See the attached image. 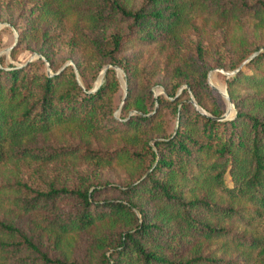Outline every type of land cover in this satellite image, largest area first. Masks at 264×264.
<instances>
[{
  "label": "trees",
  "instance_id": "16d2710c",
  "mask_svg": "<svg viewBox=\"0 0 264 264\" xmlns=\"http://www.w3.org/2000/svg\"><path fill=\"white\" fill-rule=\"evenodd\" d=\"M31 1L26 19L8 22L17 45L40 57L0 65V264H264V52L227 78L235 114L217 119L225 107L208 71L235 68L247 52L209 62L200 42L181 36L186 8L263 24L264 2ZM12 7L0 0V12ZM152 42L169 47L162 80L136 49ZM106 64L124 71L122 102L113 67L89 90ZM159 81L172 98L154 95ZM60 128L82 140L48 138ZM112 136L118 144L98 143ZM81 233L82 253L57 247V236Z\"/></svg>",
  "mask_w": 264,
  "mask_h": 264
},
{
  "label": "rangeland",
  "instance_id": "374dc122",
  "mask_svg": "<svg viewBox=\"0 0 264 264\" xmlns=\"http://www.w3.org/2000/svg\"><path fill=\"white\" fill-rule=\"evenodd\" d=\"M249 1H254V0H249ZM262 1L264 2V0ZM31 2H32L31 0H12L13 7L9 8L7 12H4V10L0 12L1 13L0 65L3 64L5 65V67H8L9 64L20 65L26 61L35 60L37 58L36 56H32V54L35 51L27 49L26 46L23 44L17 45V37H18L17 30L10 22H8V15H11V19L13 21H22L23 19H26V16L22 15V13L25 6L27 7V5L29 3L31 4ZM185 13H186L185 16L190 17L191 20L190 22L184 24L181 32V36L184 40L187 39L190 40L192 44L195 42L196 43L200 42L203 48L204 56L209 62L213 61L217 53L223 55H229V57H227V61H233V63H235L245 52H247V55L245 57H248L254 51L264 52V22L262 24L259 20L254 19L252 15H245L231 22H221L213 18V16L200 14L194 9L188 10V8H186ZM68 20L71 21L70 19ZM167 48L169 47L168 46H166V48L161 47L160 44L156 42L140 44V46L136 48L139 51L140 62L145 64L148 67V69L151 70L156 69L157 72L159 71L158 72L159 74L157 76V79L159 80H162L164 78L163 76L164 71H162L163 70L162 67L165 64V58L169 50ZM255 48L258 49L255 50ZM57 55L61 57L67 56L66 47L64 45L60 46ZM249 61L240 70L249 71V69H247L246 67ZM70 62H72L73 64L76 77H78V80H80L81 82L80 75L78 74V70L74 66L73 61L67 58L64 61V64L65 63L70 64ZM241 62H239V64ZM47 67L48 65L46 64V71L48 70ZM109 67H113V65H109ZM113 68L115 69L116 74L120 80L119 97L122 102L123 96L126 91V79L124 76V71L121 67H119V70L116 69L115 67ZM235 68L232 69L222 68V67L210 68L207 74L208 83L210 81L220 90L226 89L227 91L226 80L228 77L233 75V74L228 75L227 71H231ZM102 70L103 68L100 70L97 77L93 80L92 87L89 90L95 89L94 87L102 82L104 75V73H102ZM49 71L50 73L53 72L51 68ZM100 79H102L101 82ZM161 83L159 81L157 84L153 86L152 90L154 95L163 94L165 97L172 98V96L170 97L165 92L163 85ZM185 86L187 85L182 84L180 88L176 91L175 96H177L181 88ZM217 92L221 97L220 103L224 104L225 107L224 112H225L228 108V101L223 97V95L219 91ZM190 97H191L190 99L195 100L192 94ZM203 103L204 105H208L207 103L209 102L207 101V103L206 102ZM156 106L157 104H155V107ZM194 107L198 110L200 109L204 111V109L199 104H198L199 108H197L195 105ZM134 112L135 110L132 109L129 110L130 114ZM121 114L122 113L120 108H118L114 112L116 118H119ZM234 114H235V107L233 104V107L230 108V114L225 119L232 118ZM49 134L50 135L48 138L57 143L65 142L68 144H72L78 142L79 140H82L80 138V135L76 131H73L70 128L56 129ZM119 140L120 139L117 136L103 137L102 139H98V143L106 147L107 145L118 144ZM107 172L109 177L116 182H120L121 178L123 177V170L119 166L116 167L112 166L111 168L108 169ZM226 178H228V175L226 176ZM1 179L2 176L0 174V180ZM5 208H6L5 206H0V216H3L4 212L6 211ZM51 238H55V233L53 231L51 232ZM59 239L60 238H58L57 236V243L55 241L57 247L63 251H66L69 254L73 255L74 253L76 254L82 253V251L85 249L86 238L83 237L82 233L65 235L64 237H62L60 241H58Z\"/></svg>",
  "mask_w": 264,
  "mask_h": 264
},
{
  "label": "water",
  "instance_id": "95a60500",
  "mask_svg": "<svg viewBox=\"0 0 264 264\" xmlns=\"http://www.w3.org/2000/svg\"><path fill=\"white\" fill-rule=\"evenodd\" d=\"M258 53V51H254L252 54H250L248 57H246L240 64H239V66L238 67H236L235 69H233V70H231V71H227V74L228 75H231V74H234V73H236L238 70H240L249 60H251V58L253 57V56H255L256 54ZM32 56H36V57H40V54L39 53H37V52H34L33 54H32ZM46 64L48 65V63L46 62ZM66 64H68V63H66ZM70 64H72V62H70ZM109 67V64H107V65H105L104 67H103V70H102V73H104L105 72V70H106V68H108ZM113 67H115L116 69H118L119 70V67L117 66V65H113ZM47 72L50 74V68H49V65H48V67H47ZM78 76V75H77ZM77 79H78V77H77ZM101 80L102 79H100V82H101ZM100 84V83H99ZM209 84L213 87V88H215L217 91H219L222 95H223V97L228 101V108H227V110L222 114V115H220V116H218V117H216L217 119H225V118H227L228 117V115L230 114V108L231 107H233V103L231 102V99H230V96L228 95V93H227V91H226V89L225 90H220L218 87H216L213 83H211L210 81H209ZM98 85H96L94 88H96ZM190 102H192L197 108H199L198 107V104L196 103V101L194 100V99H190ZM200 110V109H199ZM201 112H203L204 114H206V112L205 111H203V110H200Z\"/></svg>",
  "mask_w": 264,
  "mask_h": 264
}]
</instances>
